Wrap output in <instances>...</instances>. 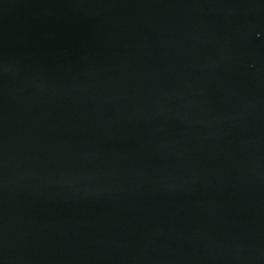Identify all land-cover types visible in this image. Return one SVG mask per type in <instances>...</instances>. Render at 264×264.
Wrapping results in <instances>:
<instances>
[{"label": "water", "instance_id": "obj_1", "mask_svg": "<svg viewBox=\"0 0 264 264\" xmlns=\"http://www.w3.org/2000/svg\"><path fill=\"white\" fill-rule=\"evenodd\" d=\"M0 264H264V0H0Z\"/></svg>", "mask_w": 264, "mask_h": 264}]
</instances>
